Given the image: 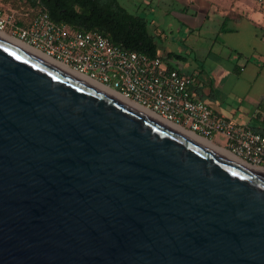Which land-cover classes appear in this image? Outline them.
I'll list each match as a JSON object with an SVG mask.
<instances>
[{
  "label": "water",
  "instance_id": "1",
  "mask_svg": "<svg viewBox=\"0 0 264 264\" xmlns=\"http://www.w3.org/2000/svg\"><path fill=\"white\" fill-rule=\"evenodd\" d=\"M0 264H264V170L0 37Z\"/></svg>",
  "mask_w": 264,
  "mask_h": 264
},
{
  "label": "built area",
  "instance_id": "2",
  "mask_svg": "<svg viewBox=\"0 0 264 264\" xmlns=\"http://www.w3.org/2000/svg\"><path fill=\"white\" fill-rule=\"evenodd\" d=\"M264 11V0H252ZM27 12L0 11V30L138 104L167 123L212 140L224 136V148L243 162L264 169V133L213 112L193 92L191 74L171 68L163 56H149L114 44L97 30H76L54 22L46 11L27 25Z\"/></svg>",
  "mask_w": 264,
  "mask_h": 264
},
{
  "label": "crops",
  "instance_id": "3",
  "mask_svg": "<svg viewBox=\"0 0 264 264\" xmlns=\"http://www.w3.org/2000/svg\"><path fill=\"white\" fill-rule=\"evenodd\" d=\"M119 1L129 11L146 17L158 53L168 65L193 76L196 98L205 101L214 113L264 132V11L257 3L181 0L179 30L171 24L172 10L167 1ZM162 4L166 9L161 11L158 7ZM180 32L182 37L177 39ZM171 41L180 42L182 48H174ZM207 60L214 65L210 74L205 69ZM224 63L232 78L231 88L243 86L241 92L224 86L220 73ZM212 140L221 145L225 142L222 135Z\"/></svg>",
  "mask_w": 264,
  "mask_h": 264
},
{
  "label": "trees",
  "instance_id": "4",
  "mask_svg": "<svg viewBox=\"0 0 264 264\" xmlns=\"http://www.w3.org/2000/svg\"><path fill=\"white\" fill-rule=\"evenodd\" d=\"M28 15L17 18L27 25L40 11H46L56 23L76 30H97L123 48L157 56L158 46L149 30V22L141 13L131 12L119 0H21ZM264 133V132H260Z\"/></svg>",
  "mask_w": 264,
  "mask_h": 264
},
{
  "label": "bare ground",
  "instance_id": "5",
  "mask_svg": "<svg viewBox=\"0 0 264 264\" xmlns=\"http://www.w3.org/2000/svg\"><path fill=\"white\" fill-rule=\"evenodd\" d=\"M4 32H5V31L0 30V37H1V38H3V39H5V40H7V41H9V42H11V43H13V44L19 46V47H21V48H23V49H25V50H27V51H29V52H31V53L37 55V56H39V57H41V58H43L44 60H46V61L52 63L53 65H55V66H57V67H60V68H62V69H64V70L68 71L69 73H71V74H73L74 76H76V77L82 79L83 81L88 82L89 84H91V85H93V86H95V87H97V88L103 90L104 92H106V93H108V94H110V95L116 97L117 99H119V100H121V101H123V102L129 104L130 106H132V107H134V108L140 110V112L142 111L143 113H145V114H147V115H149V116H151V117H154V118H156L157 120H160L158 117H156L155 115H153L150 111L144 109L143 107L139 106V105L136 104V103H133L132 101H129V100L125 99V98L122 97L120 94H118V93H116L115 91L109 89L108 87H105V86H103V85H101V84H99V83H97V82L90 81V80H89L88 78H86L85 76H82V75L76 73L75 71L71 70L70 68H68L67 66L63 65L62 63L55 61L54 59L48 57V56L45 55L44 53H42V52L38 51L37 49H35V48H33V47L27 45V44L24 43L23 41H20V39H17V37H15V36H13V35L11 36V34L8 35V34H6V33H4ZM160 121H162V122L168 124L169 126H171L172 128H174V129L177 130L178 132H180V133L182 132V134H184V135H186V136H188V137H190V138H192V139H195V140L201 142L202 144L208 146L209 148H211V149H213V150H215V151H217V152H219V153H221V154H223V155L229 157L230 159L235 160L236 162H238V163H240V164H242V165H245V166H247V167H251V168H256V169L264 170L263 168L254 167V166H251V165H249V164L243 162L241 159H238L236 156H234V155H233L231 152H229L227 149H225V148H223V147H220V145L218 146L217 144L213 143V142H212L211 140H209V139L203 138V137H201V136H199V135H196V134L193 133V132H190V131H188V130L183 129L182 126H181V127H178V126H176V125H173V124L167 123V122H165V121H163V120H160Z\"/></svg>",
  "mask_w": 264,
  "mask_h": 264
},
{
  "label": "rangeland",
  "instance_id": "6",
  "mask_svg": "<svg viewBox=\"0 0 264 264\" xmlns=\"http://www.w3.org/2000/svg\"><path fill=\"white\" fill-rule=\"evenodd\" d=\"M123 1V0H122ZM137 3H140L142 0H135ZM155 2H158V1H156V0H154ZM163 1H167L168 3H170V8H171V10H172V16L169 18L170 19V21H171V24L173 25V26H175L176 28H179V30L181 29V24H182V18H181V15H180V13H179V8L181 7V5H182V3H181V0H163ZM156 4H158V3H156ZM26 7H25V4L23 3V1H21V0H0V11L1 12H9V11H11V10H16V11H18V13H20V11L22 10V9H25ZM159 8V10H164V9H166V6H163V4L162 5H160V7H158ZM130 9V8H129ZM20 10V11H19ZM26 10V9H25ZM150 32H152V31H150ZM4 33H6V34H8V35H10L11 33L8 31V30H6ZM12 36V35H11ZM176 36H177V39L179 38H181L182 37V33L180 32V33H177L176 34ZM171 43H172V45H173V47L174 48H177V49H179V48H182V44L180 43V42H178V41H175V42H173V41H171ZM188 56H191V57H193L192 55H190V54H188ZM225 66H227L228 67V64L227 63H224V65H223V69H221V74L223 75V77H222V79H224V86H226V88H228L230 85H231V82H232V78H231V76L228 74V73H226V71H225ZM201 68V67H200ZM213 68H214V65L212 64V62L211 61H209V60H207V62L205 63V69H206V71L210 74L211 72H212V70H213ZM249 70H251V69H249ZM263 75H264V71H263ZM241 83H245V82H241ZM245 85V84H244ZM230 89H232V90H234L235 92L237 91H239V92H241L242 90H243V86H240V87H237V86H234V87H232L231 88V86H230ZM213 143H215V144H217L218 146L220 145V147H223L224 148V146L223 145H221V144H218V143H216L215 141H217V140H215V141H213V140H211Z\"/></svg>",
  "mask_w": 264,
  "mask_h": 264
}]
</instances>
